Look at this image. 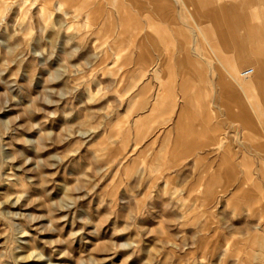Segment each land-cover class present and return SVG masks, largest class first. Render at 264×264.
Listing matches in <instances>:
<instances>
[{
    "label": "rangeland",
    "instance_id": "obj_1",
    "mask_svg": "<svg viewBox=\"0 0 264 264\" xmlns=\"http://www.w3.org/2000/svg\"><path fill=\"white\" fill-rule=\"evenodd\" d=\"M164 1L0 0V264H264L257 162L210 179L262 151L251 63Z\"/></svg>",
    "mask_w": 264,
    "mask_h": 264
},
{
    "label": "crops",
    "instance_id": "obj_2",
    "mask_svg": "<svg viewBox=\"0 0 264 264\" xmlns=\"http://www.w3.org/2000/svg\"><path fill=\"white\" fill-rule=\"evenodd\" d=\"M230 3L219 2L214 0H188L187 3L193 9L192 11L200 18L206 21L203 24L204 30L198 31L192 29L195 35H206L208 39L217 37L220 41V46L223 50H232L233 55L226 57L218 55L216 64H224L230 74H234L239 68L245 66L247 62L251 63L253 73L248 78H243L240 84L229 83L226 78L220 73L217 77L219 82V93L226 98L221 103L222 106L234 105L239 108L240 113L238 117L244 122H248L249 116L247 115L248 106L244 103V98L251 100L252 114L260 128V135L264 137V26L260 21V7H258L259 0H229ZM174 4L178 0L173 1ZM171 6L164 0H159V7ZM211 7L212 9L206 13H202L199 8L201 6ZM242 12L245 14L242 15ZM246 24L248 29L246 28ZM249 24V25H248ZM124 49L117 48L115 54L119 55ZM214 63V62H213ZM211 69V64H208ZM218 71L219 69L215 67ZM241 72L239 73V77ZM239 92L240 97L236 96L235 92ZM243 94V95H242ZM244 97V98H243ZM191 107L193 103L188 102ZM250 110V109H249ZM261 153L256 154L254 158L242 154L240 157L237 155L231 156L230 167L226 173H222L221 167L211 172V180L217 181L224 176L229 177L231 181L237 180V175L241 173L243 164L246 162L256 161L258 166L255 170L257 178L255 186H260V178L264 180V143L261 145ZM254 159V160H253ZM257 237V236H256ZM259 238V237H258ZM263 242L264 241H260ZM261 259L264 260V252Z\"/></svg>",
    "mask_w": 264,
    "mask_h": 264
},
{
    "label": "built area",
    "instance_id": "obj_3",
    "mask_svg": "<svg viewBox=\"0 0 264 264\" xmlns=\"http://www.w3.org/2000/svg\"><path fill=\"white\" fill-rule=\"evenodd\" d=\"M252 74V70L251 69H246L241 73V77L243 78H248L250 75Z\"/></svg>",
    "mask_w": 264,
    "mask_h": 264
},
{
    "label": "bare ground",
    "instance_id": "obj_4",
    "mask_svg": "<svg viewBox=\"0 0 264 264\" xmlns=\"http://www.w3.org/2000/svg\"><path fill=\"white\" fill-rule=\"evenodd\" d=\"M251 70H252V69H251ZM252 73H253V71H252ZM251 75H252V74H251ZM251 75H250V76H251ZM250 76H249V77H250Z\"/></svg>",
    "mask_w": 264,
    "mask_h": 264
}]
</instances>
